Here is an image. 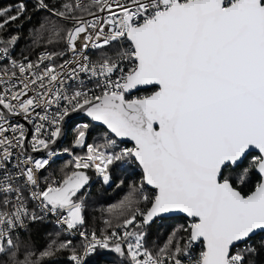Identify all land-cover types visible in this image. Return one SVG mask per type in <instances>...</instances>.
<instances>
[{"label": "snow or ice", "instance_id": "obj_1", "mask_svg": "<svg viewBox=\"0 0 264 264\" xmlns=\"http://www.w3.org/2000/svg\"><path fill=\"white\" fill-rule=\"evenodd\" d=\"M33 7L46 13L32 32L33 44L44 45L35 60L13 59L19 35L0 34V264H48L63 251L85 264L98 247L127 264H183L196 242L203 250L189 264H255L264 249V241L259 249L252 243L264 233V0H35ZM27 10L23 0L0 9V33ZM141 86L155 90L129 98ZM76 112L105 126L104 142H87V123L76 127L72 148L86 151L64 148L72 159L62 175L41 183ZM112 137L134 144L117 151ZM251 150L248 167L225 175ZM128 161L142 169L141 181L107 209L103 228L89 232L88 170L109 184L112 167ZM253 171L259 180L243 192L237 185ZM173 213L190 218L187 238L174 231L153 252L148 229ZM49 215L62 230L79 231L82 245L59 232L40 250L22 240V230Z\"/></svg>", "mask_w": 264, "mask_h": 264}, {"label": "trees", "instance_id": "obj_2", "mask_svg": "<svg viewBox=\"0 0 264 264\" xmlns=\"http://www.w3.org/2000/svg\"><path fill=\"white\" fill-rule=\"evenodd\" d=\"M21 0H0V9L6 8L9 5H13L14 9ZM27 6V12L20 20L7 26V30L0 34L5 37L13 34H18L20 39L18 40L12 53L16 57L30 56L36 58L38 53L43 48V42L40 47L33 44V29L39 27V22L43 20L46 13L42 10L37 12L34 10V3L29 0H23ZM31 17L29 20L28 17ZM46 38V37H45ZM51 47V46H49ZM154 88H148L138 91L135 94H130L129 98L144 96L151 93ZM74 117V116H73ZM71 118L67 124V134L65 137V142H70L73 139L74 126L79 119H83L89 125V135L87 141L92 143L100 144L104 142V137L106 135V128L95 124L86 115ZM257 155V153H249L244 161L239 164L235 169L229 168L226 170L225 175L237 176L245 167H248L252 158ZM71 159L67 157H61L55 159L50 165V175L52 177H60L62 175L61 169L65 167L66 164ZM136 165H138L135 162ZM132 164L123 163L112 167L111 174L113 182L110 186H105L101 181L96 180L90 186L88 190L87 206L85 211V216L87 223L84 227L88 230L93 228L99 230L104 227L103 220L108 219L109 215L107 209L114 204H118L129 191V186L133 184H138L142 179V170ZM87 174L91 179L94 178V172L88 170ZM259 180V175L256 172H251L249 180L244 185H237L243 192L250 191L255 183ZM121 181L123 183H121ZM117 185H120L117 187ZM87 189V186H86ZM146 191L151 194L154 189L147 187ZM187 218L183 215L170 216L164 219H157L148 229V235L146 237V247L155 252L158 248L163 247L167 242L169 236L177 230L178 236H183L187 238V233L183 231V228L187 227ZM60 233L61 239H67V235L64 231L56 226L52 220L45 219L43 222H37L30 225L27 230L21 232V238L27 244L31 245L33 248L40 250L46 246V244L55 237L56 233ZM261 241H264V233L257 234L252 243L260 248ZM77 248L80 247L79 240L74 244ZM70 253L68 251H63L57 253L56 256L51 258L48 264H72L69 259ZM255 264H264V249H260L259 254L254 257ZM86 264H127V259L124 257H119L116 253L112 252L110 249L97 248L96 251L91 254L88 258Z\"/></svg>", "mask_w": 264, "mask_h": 264}, {"label": "built area", "instance_id": "obj_3", "mask_svg": "<svg viewBox=\"0 0 264 264\" xmlns=\"http://www.w3.org/2000/svg\"><path fill=\"white\" fill-rule=\"evenodd\" d=\"M29 1H31V2H33V3H35V0H29ZM21 2V1H20ZM20 2H17L16 4H18V3H20ZM84 2H87V0H84ZM15 4H13V5H9V6H7V7H12V6H14ZM6 7V8H7ZM125 47H127V45H125ZM99 56V52L97 51V52H94L93 53V59H96L97 57ZM30 59H32V60H35L36 58H33V57H30V56H28ZM12 58L13 59H22V57H16L13 53H12ZM3 64H4V62L3 61H0V67H2L3 66ZM84 114H78V115H76V116H74L73 118H75V117H80V116H83ZM71 119V118H70ZM69 119V120H70ZM69 120L67 121V124H68V122H69ZM84 123H86V121H84L83 119H79L77 122H76V124H75V126H74V128L73 129H75L76 127H78V126H80V125H82V124H84ZM66 134H67V125H66V131H65V134H64V137L62 138V140L57 144V149L59 150V154L56 156V157H54L53 158V160H52V162L55 160V159H57V158H61V157H67V158H69V159H72V156L70 155V154H68V153H65V152H63V149L64 148H72V140L70 141V142H65V137H66ZM112 138H114V139H116L117 140V144H118V148L116 149L117 151L119 150V148H123V147H132L133 146V143H129V142H126V141H122V140H120L119 138H116V137H112ZM88 143H92V142H90V141H87ZM72 151H73V153L74 154H83L85 151H86V149H83V148H72ZM51 162V163H52ZM129 162H131L132 164H134V165H136L135 164V161H128V162H126V163H129ZM136 166H138V165H136ZM138 168L139 169H141L139 166H138ZM142 170V169H141ZM91 171H93L94 172V178L90 181L89 180V184L87 185V192H88V190L90 189V186L92 185V183L94 182V181H96V180H99V181H101L102 183H103V180H102V178L101 177H99L96 173H95V171L94 170H91ZM50 172H51V170H50V167H48V169L46 170V171H43L42 173H41V183H43V180H44V177H47V176H49L50 175ZM52 178H57L58 179V177H52ZM112 182H113V178H112V174H111V180H110V183L109 184H104L105 186H110L111 184H112ZM147 187H150V186H146V189H147ZM46 219H49V220H52L53 222H54V224L56 225V226H58L59 228H61L62 229V227L60 226V225H57L56 224V217L55 216H51V215H49ZM191 222V220H190V218H187V224H189ZM86 228V227H85ZM81 230H83V229H81ZM22 231H24V230H22ZM64 231V230H63ZM91 230H89V232H90ZM64 233L67 235V239H70V240H72V242H73V245L75 244V242L77 241V240H79V245L81 246L82 245V243H83V239L79 236V231H74V232H67V231H64ZM203 250V245H202V243L201 242H196V243H193L192 244V246L190 247V249H189V255L188 256H185V257H182V260H183V264H189V262H190V260H194V259H197L198 257H199V253H200V251H202ZM96 251V250H95ZM94 253V252H93ZM92 253V254H93ZM91 256V254L86 258V261H85V264L87 263V260H88V258Z\"/></svg>", "mask_w": 264, "mask_h": 264}, {"label": "water", "instance_id": "obj_4", "mask_svg": "<svg viewBox=\"0 0 264 264\" xmlns=\"http://www.w3.org/2000/svg\"><path fill=\"white\" fill-rule=\"evenodd\" d=\"M148 88H153L152 86H141V87H139L138 89H135V90H133L130 94H135V93H137L138 91H140V90H143V89H148ZM155 90V89H154ZM153 90V91H154ZM149 94H151V93H149ZM149 94H146V95H149ZM78 114H84V115H86L85 113H83V112H76V113H71L70 114V116L68 117V118H66V123H65V125H64V134H65V131H66V125H67V121L70 119V118H72L73 116H76V115H78ZM90 118V117H89ZM91 119V118H90ZM95 122V124H97V125H101L99 122H96V121H94ZM101 126H103V125H101ZM103 127H105V126H103ZM64 134L62 135V137L58 140V143L62 140V138L64 137ZM120 140H121V138H119ZM122 141H126V142H129V143H133L134 144V142H132V141H130V140H128V139H124V140H122ZM57 143V144H58ZM250 153H257L256 152V150H251L250 151ZM247 157V156H246ZM245 157V158H246ZM244 158V159H245ZM244 159L239 163V164H241L243 161H244ZM238 164V165H239ZM151 187V186H150ZM178 215H183V216H185L186 217V215L185 214H183V213H173V214H167L166 215V217H170V216H178ZM186 218H188V217H186Z\"/></svg>", "mask_w": 264, "mask_h": 264}, {"label": "rangeland", "instance_id": "obj_5", "mask_svg": "<svg viewBox=\"0 0 264 264\" xmlns=\"http://www.w3.org/2000/svg\"><path fill=\"white\" fill-rule=\"evenodd\" d=\"M92 180V179H91Z\"/></svg>", "mask_w": 264, "mask_h": 264}]
</instances>
